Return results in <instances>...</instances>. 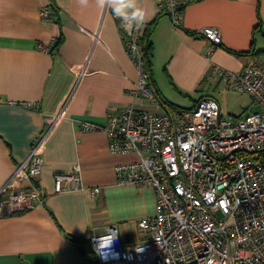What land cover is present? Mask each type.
Masks as SVG:
<instances>
[{
  "label": "crops",
  "instance_id": "0c3cea01",
  "mask_svg": "<svg viewBox=\"0 0 264 264\" xmlns=\"http://www.w3.org/2000/svg\"><path fill=\"white\" fill-rule=\"evenodd\" d=\"M50 1L0 0V187L28 154L46 117L66 101L41 148L37 184L43 202L19 211L0 202V264H86L80 247L91 250V234L112 224L119 236L135 242L142 237L137 220L154 212L153 187L116 178L115 165L135 154L111 152L105 131L81 128L84 121H116L136 80L113 0L103 6L99 0H52L56 17H42ZM127 2L143 14L142 28L158 14L155 0ZM205 25L219 29L218 44L197 32ZM263 26L264 0H186L180 26L159 12L148 35L150 85L157 99L136 98L135 107L160 112L215 99L210 88H226L211 67L236 71L259 58L247 52L255 49V33ZM95 30L99 39L93 42ZM58 35L61 41L51 49ZM83 64L86 72L76 80ZM76 162L84 185L99 186L95 195L87 189L53 190L54 173L70 172Z\"/></svg>",
  "mask_w": 264,
  "mask_h": 264
},
{
  "label": "built area",
  "instance_id": "2783aa9c",
  "mask_svg": "<svg viewBox=\"0 0 264 264\" xmlns=\"http://www.w3.org/2000/svg\"><path fill=\"white\" fill-rule=\"evenodd\" d=\"M185 2L155 0L157 10L169 17L172 26L181 25ZM48 14V7H42L40 15ZM120 24L124 51L136 69V80L127 88L129 100L112 124L84 121L81 128L105 131L111 152L135 154L136 159L115 165L117 181L153 187L155 205L153 214L136 222L140 240H125L112 224L91 234L89 246L95 262L264 264V61L253 60L236 71L211 67L225 88L248 93L258 110L242 115L222 113L211 97H202L190 107L160 112L136 108V98L155 101L157 97L139 43L142 26ZM197 32L210 44L220 42L217 27L205 25ZM98 39L95 30L92 41ZM85 72L83 64L75 72L76 80ZM65 105L62 102L57 112L46 117V126L28 154L13 165L0 187V202L8 211L43 202L45 194L37 184L41 148ZM85 189L95 195L100 188L84 185L77 162L70 172L53 175L56 192ZM112 236L111 251L116 255L102 260L95 251L97 240Z\"/></svg>",
  "mask_w": 264,
  "mask_h": 264
},
{
  "label": "rangeland",
  "instance_id": "374dc122",
  "mask_svg": "<svg viewBox=\"0 0 264 264\" xmlns=\"http://www.w3.org/2000/svg\"><path fill=\"white\" fill-rule=\"evenodd\" d=\"M257 42L256 49H264V26L255 33ZM126 53V52H125ZM264 52H260L257 61H264ZM210 95L214 97L221 108L222 113L232 115L244 114L250 110H258L259 105L252 102L250 95L246 92L234 90L232 88L220 89L210 88Z\"/></svg>",
  "mask_w": 264,
  "mask_h": 264
},
{
  "label": "clouds",
  "instance_id": "9594fccd",
  "mask_svg": "<svg viewBox=\"0 0 264 264\" xmlns=\"http://www.w3.org/2000/svg\"><path fill=\"white\" fill-rule=\"evenodd\" d=\"M100 6H103L104 0H99ZM113 12L117 20L125 27L131 25H140L143 22V14L139 11H132L127 0H113ZM115 236L99 237L95 245V251L102 260L114 257L116 254L111 251V244ZM208 264H213L212 260Z\"/></svg>",
  "mask_w": 264,
  "mask_h": 264
},
{
  "label": "trees",
  "instance_id": "16d2710c",
  "mask_svg": "<svg viewBox=\"0 0 264 264\" xmlns=\"http://www.w3.org/2000/svg\"><path fill=\"white\" fill-rule=\"evenodd\" d=\"M48 7H49V17H52L57 15V6L55 5V3L51 0L48 4ZM157 13L159 14V11H157ZM158 14L155 15L154 19L149 23V24H146V26L143 28L142 30V34L140 36V39H139V43L141 44V47H142V50L144 51V54L146 56V67H147V70L149 72V78H150V71H149V66H150V54H151V42L149 41L148 39V35L150 34V31L156 21V17L158 16ZM54 21L58 22V19H53ZM118 27H119V31H120V35H122V28H121V24L119 23L118 24ZM61 41V36H57L54 41H53V44L51 46V49H55L58 44L60 43ZM260 52H264V49H254L252 48L250 51H248L247 53H250L252 54L254 57L256 56H259ZM238 54H245V51L244 52H240ZM264 58V57H263ZM241 115V114H239ZM91 251V250H90ZM92 253V251H91ZM93 255V254H92ZM94 257V255H93Z\"/></svg>",
  "mask_w": 264,
  "mask_h": 264
},
{
  "label": "water",
  "instance_id": "95a60500",
  "mask_svg": "<svg viewBox=\"0 0 264 264\" xmlns=\"http://www.w3.org/2000/svg\"><path fill=\"white\" fill-rule=\"evenodd\" d=\"M80 249L85 256L86 264H95V260H94V257L92 255L91 251H89L88 249H86L85 247H82V246L80 247Z\"/></svg>",
  "mask_w": 264,
  "mask_h": 264
}]
</instances>
